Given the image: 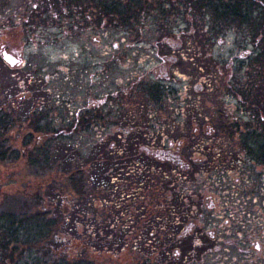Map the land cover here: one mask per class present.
<instances>
[{
  "label": "trees",
  "instance_id": "1",
  "mask_svg": "<svg viewBox=\"0 0 264 264\" xmlns=\"http://www.w3.org/2000/svg\"><path fill=\"white\" fill-rule=\"evenodd\" d=\"M37 7L34 13L39 18L46 16L43 24L56 19L57 25L75 31L123 30L133 36L137 30L144 32L154 17L163 38H178V27L169 15L180 11L191 19L182 37L191 32L196 43L207 45L212 38L232 31L253 39L258 52L250 61L245 83L223 81L224 68L212 57L205 56L201 65L221 71L218 87L235 89L252 117L243 125V118L230 120L220 109L217 117L202 112V104L190 111V99L183 100L174 92L178 112L175 118L162 120L171 112L165 107L172 106L173 92L156 83L146 87L144 94L160 108L159 113L146 112L144 125L138 123L139 118L131 121L133 114L129 113V126L117 133L114 146L104 137L87 156L77 150L72 140L83 137L104 118L102 107L89 103L74 116L42 126V131L49 133L46 144L28 147L22 155L5 140L15 123L16 113L10 110L16 108L14 97L0 86V163L14 164L26 158L32 175L60 174L78 195L58 194L51 190L57 188L54 186L29 200L19 202L18 197L8 196L0 202V264H111L105 261H116L129 252L144 260L143 264H200L220 243L207 226L206 207L211 197L222 200V190L211 192L208 198L209 185L217 180L208 177L205 181V175H217L221 160L229 168H241L235 166L242 161L240 151L248 155L246 163L248 157L250 162L264 163V0H177V4L164 0H38ZM163 49L186 51L184 44ZM20 93L24 98L26 92ZM194 121L199 126L213 123L214 127L207 135L201 134L198 128L189 129ZM175 128L180 129L177 135L173 134ZM223 136L240 146L230 160L221 159ZM54 140L60 143L59 148L54 147ZM243 215L244 220L253 222V215ZM237 228L239 245L245 235L252 237L253 230L244 232L246 227L239 222ZM199 235L203 244L196 237Z\"/></svg>",
  "mask_w": 264,
  "mask_h": 264
},
{
  "label": "rangeland",
  "instance_id": "2",
  "mask_svg": "<svg viewBox=\"0 0 264 264\" xmlns=\"http://www.w3.org/2000/svg\"><path fill=\"white\" fill-rule=\"evenodd\" d=\"M164 1L177 4V0ZM37 5L38 0H0V86L3 92L14 97L16 108L10 110L16 113L15 123L5 140L9 147L22 155L28 147L46 144L49 133L43 132L42 126L49 121L59 123L69 118L70 114L74 116L89 103L102 107L100 111L104 118L99 119L83 137L77 136L72 140L77 150L87 156L104 137H109L108 145L114 146L117 133L128 128L130 114H133L131 121L139 118L138 123L140 120L144 125L146 112L151 115L159 113V107L144 94V90H148L146 87L156 83L173 92L170 97L172 106L165 107L171 112L162 116V120L169 121L178 112L175 93L183 100L190 99V111L195 107L199 109L197 107L202 104L203 108L199 109L202 112H213L217 117L216 111L220 109L230 120L243 118L240 121L243 125L252 117L235 89L229 91L221 85L218 87L221 71L208 70L201 65L205 56L206 59L212 57L224 68L225 73L221 74L223 81L231 80L232 85L245 83L250 61L258 52L253 39H246L232 31L223 37L212 38L207 45L199 41L196 43L191 32L182 37L181 32L188 30L191 19L180 11L169 15L178 27V38H163L154 17L144 26V32L137 30L133 36L123 30L110 33H99L93 29L75 31L57 25L56 19L43 24L46 16L39 18L34 13ZM183 44L186 51L183 49L179 53L163 49V46L176 49ZM2 50L19 57L21 66L11 69L6 65L2 60ZM207 80L210 84L206 83ZM21 91L26 92L24 98L19 96ZM31 112L37 115L33 116ZM213 127V123L199 126L194 121L189 129L198 128L201 134L207 135ZM174 130V135L180 133L179 128ZM225 132L221 131L222 134ZM70 141L67 140V143ZM177 142L173 147L174 152L178 151ZM220 142L223 160L232 159L231 154L240 151L235 141L232 143L224 136L220 137ZM53 143L54 147H60L59 142L54 140ZM151 149L159 148L152 146ZM247 156L240 151L242 161L235 165H240L239 169L229 168L221 160L218 165L221 171L217 175H205V181L208 177L217 180V183H210L208 198L212 196L211 192L222 190V200L214 201V197H211L206 207L207 226L212 228L214 238L219 237L220 243L204 256L200 264H264V163L258 164L254 159L250 162L249 157L246 163ZM26 160L8 165L0 163L1 203L8 196L18 197L19 202L29 200L54 186L57 188L51 190H58V194L78 197L60 174L32 175ZM219 183L221 188L218 187ZM45 205L48 206V203ZM243 214L253 215V222L244 220ZM238 222L246 227L244 232L253 230L252 237L245 235L240 245ZM196 237L203 244L201 236ZM143 262L130 252L116 261H105L111 264Z\"/></svg>",
  "mask_w": 264,
  "mask_h": 264
},
{
  "label": "water",
  "instance_id": "3",
  "mask_svg": "<svg viewBox=\"0 0 264 264\" xmlns=\"http://www.w3.org/2000/svg\"><path fill=\"white\" fill-rule=\"evenodd\" d=\"M2 58L4 62L12 69L17 68L21 65L20 59H18L16 56L8 53L7 51H4L2 53Z\"/></svg>",
  "mask_w": 264,
  "mask_h": 264
}]
</instances>
